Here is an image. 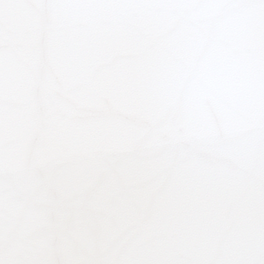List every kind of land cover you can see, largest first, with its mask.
Segmentation results:
<instances>
[{
	"label": "snow or ice",
	"instance_id": "obj_1",
	"mask_svg": "<svg viewBox=\"0 0 264 264\" xmlns=\"http://www.w3.org/2000/svg\"><path fill=\"white\" fill-rule=\"evenodd\" d=\"M0 264H264V0H0Z\"/></svg>",
	"mask_w": 264,
	"mask_h": 264
}]
</instances>
